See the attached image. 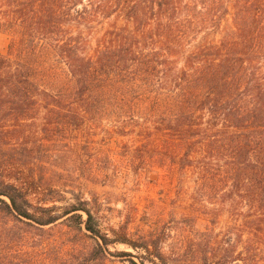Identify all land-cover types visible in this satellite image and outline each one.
<instances>
[{"label": "trees", "instance_id": "trees-1", "mask_svg": "<svg viewBox=\"0 0 264 264\" xmlns=\"http://www.w3.org/2000/svg\"><path fill=\"white\" fill-rule=\"evenodd\" d=\"M0 30V264H264V0H0ZM60 65L71 88L55 91ZM104 114L125 133L145 120L186 216L104 230L96 198L57 204L44 153Z\"/></svg>", "mask_w": 264, "mask_h": 264}, {"label": "rangeland", "instance_id": "rangeland-1", "mask_svg": "<svg viewBox=\"0 0 264 264\" xmlns=\"http://www.w3.org/2000/svg\"><path fill=\"white\" fill-rule=\"evenodd\" d=\"M112 20L113 18L107 20L102 24L103 27ZM118 23H122V20ZM223 24L226 25L227 21ZM103 27L99 25L96 30L101 32ZM211 37L217 40L220 34ZM91 39L94 46L95 38ZM11 40L8 33L0 30V54L9 52ZM43 80L55 91L71 88L69 76L62 65L53 69ZM124 120L115 122L104 114L93 122H86L81 128L68 127V131L62 133L60 139L49 144L44 156L51 162L53 170L57 168L52 178L53 187L61 190L66 196L64 201L57 202L58 205L74 201L75 195L78 194L89 199L93 208V199L96 198L102 205L98 216L104 230L117 228L130 216L132 232H148L160 228L173 218L179 220L186 216L188 203L178 197L177 172L173 165L163 159L159 160L149 142L155 140L149 139L148 135L144 137L139 131L145 120L139 119L136 131L128 133L115 126L122 124ZM97 162H101L100 168ZM110 164H115L118 170L116 176H106L105 172ZM43 192L44 190H41L39 194L31 196L33 203L40 202V194ZM228 221L227 216H223L213 226L201 215L196 226L200 230L215 228V232L220 233L225 230ZM189 229L191 228L186 227L179 236H189ZM178 239L171 238L167 241L165 251L169 255L180 246ZM111 249L134 251L123 244ZM115 264L127 263L117 260Z\"/></svg>", "mask_w": 264, "mask_h": 264}]
</instances>
